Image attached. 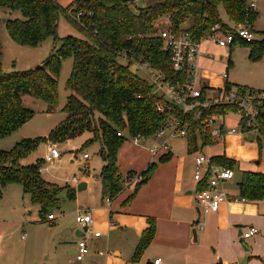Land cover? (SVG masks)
Instances as JSON below:
<instances>
[{"label":"trees","instance_id":"obj_1","mask_svg":"<svg viewBox=\"0 0 264 264\" xmlns=\"http://www.w3.org/2000/svg\"><path fill=\"white\" fill-rule=\"evenodd\" d=\"M136 1L74 0L61 8L58 0H0V10L22 13L21 18L5 19L10 37L18 44L36 46L48 36L56 35L60 11H64L69 22L84 35V38H58L60 45L54 47L45 63L35 68L0 72V137L9 136L35 114L23 104L25 95L43 99L52 106L58 102L61 63L64 58L72 57L73 69L67 83L71 93L63 108L67 115L52 129L48 140L60 144L86 131L91 132L93 136L83 148L100 139L103 145L101 154L106 160L101 171L102 193L104 198L110 199L121 193L124 179L129 177L121 176L117 164V153L126 140L138 134L143 139L154 137L171 118H178L187 124L188 145L191 151H195L199 146L205 147L217 141L210 132L208 116L234 111V107L229 105H213L184 112L165 96L154 93L153 84L131 69L136 62H148L164 73L170 83L186 82L187 74L172 68L170 52L163 49L158 35L157 22L170 16L175 29L187 24V30L196 38L203 39L216 24L225 30L231 28L221 14V7L233 24L251 25L258 14V11L248 8L246 0H144L146 5L135 11L131 5ZM237 40L240 39L236 37L235 42ZM241 41L253 43L255 39ZM121 58L127 63H123ZM206 88H203V93ZM230 88L227 83L226 89ZM159 105L163 110L158 108ZM262 108L258 116L262 125L259 140L264 139V105ZM96 114L100 115L96 117ZM119 131L123 134L118 135ZM38 143V140L26 139L11 151H0V198L9 184L18 183L34 203L42 205V215L52 214V210L61 203L63 188L41 178L38 165L24 166L20 162ZM169 158L170 152L149 164L141 173L142 178L136 183L129 201L146 181L145 178L148 180L152 176L158 163ZM212 160L231 168L236 166V161L224 154L213 155ZM239 190V196L245 200L264 199V172L243 170ZM68 195L74 198L75 190L68 188ZM155 233L156 220L150 218L149 227L142 234L134 253L133 263L140 259Z\"/></svg>","mask_w":264,"mask_h":264},{"label":"crops","instance_id":"obj_2","mask_svg":"<svg viewBox=\"0 0 264 264\" xmlns=\"http://www.w3.org/2000/svg\"><path fill=\"white\" fill-rule=\"evenodd\" d=\"M132 5L137 11V8L144 7L146 2L137 0ZM206 41L204 40L201 45L199 64L202 70L199 69V72L203 83L207 89H210L211 83L203 75L210 73L209 60L215 55L212 52V45L203 47ZM225 73L227 77L223 76L224 73L222 76L227 85L229 73L227 71ZM90 134L82 140V145L93 136L91 132ZM151 138L161 141L156 137ZM246 139L254 141L255 136L246 134ZM185 140L188 141L187 138ZM143 141L146 142L147 139L144 138ZM236 143H238L237 138L232 134L224 140L218 138L214 144L199 146L195 151H191L186 143V148L177 154L170 143L171 158L158 163L152 176L139 186L136 194L129 201L136 183L142 178L141 173L150 163L158 161L167 152L163 150L158 154L152 152V149L159 147L162 141L159 146H148L131 139L126 140L117 153V164L121 176L123 178L129 176L131 180L125 183L117 197L107 201L102 193L101 171L106 164L101 154L102 141L99 139L89 142L88 144L94 146V153L97 155L91 157V154L86 152L89 158L84 159L87 161L85 165L77 167L80 174H75L79 180L75 182L72 181V177L68 178L72 183L68 188L75 190V197L70 198L68 191L64 190L61 194V203L55 207L57 210L55 211V208L52 210L55 214L53 219H48L49 214L42 215V205L39 203H36L39 208V216L36 218L27 215L24 208L16 205L11 207V201L19 193V188L23 190V187L14 183L21 187H14L12 193H9L8 187L5 188L1 198H5L7 194L8 199L1 202L7 200L8 203L5 202L3 207L9 205L11 213L9 215L0 213V264H68L70 262L154 264L157 258H161L160 264H264V199L224 202L218 212L205 214L200 211L196 198L198 184L194 179V172L197 153L205 152L210 146L221 145L218 151L210 155L224 154L231 158L227 155V150ZM72 152L75 156L70 158L71 162L83 159L81 157V153H85L83 148L73 149ZM247 153L248 156L257 155L250 149ZM56 161L63 163L64 159ZM253 161L256 166L245 163L243 170L261 171V167L257 166L261 164V160L256 157ZM236 192L238 191L229 193L238 196ZM25 194L27 193L23 190V196ZM78 210L92 212L93 228L101 232L99 237L83 233L76 222ZM150 218L156 220L155 236L140 259L133 263L134 253L142 234L149 227ZM33 221L36 224L31 226H45L48 229L45 238H39L35 234L33 239L27 240L24 227L28 222ZM198 224L202 228H197ZM249 226H256L260 232L245 239L242 232ZM195 228L198 232L197 240L193 234ZM16 235L19 238L18 242L15 239ZM83 237L88 241L90 252L83 260L75 261L77 243ZM100 251L105 253L100 254Z\"/></svg>","mask_w":264,"mask_h":264},{"label":"rangeland","instance_id":"obj_3","mask_svg":"<svg viewBox=\"0 0 264 264\" xmlns=\"http://www.w3.org/2000/svg\"><path fill=\"white\" fill-rule=\"evenodd\" d=\"M73 1L74 0H58V3L61 8H65ZM131 8L136 10L133 5H131ZM220 11L224 20H226L229 25H233V23L228 20L223 7H221ZM255 11H258V14L251 24L252 26L247 23H242L251 27L255 32V42L247 43L237 40L233 45H228L226 47L219 46L211 40L205 42L203 47H205V45H212V52L215 55L214 58L209 60L210 63L208 69L210 70V73L208 75H203L205 78L209 79L212 86V88L208 89L207 94H216V90L225 87L226 81L222 74L226 71L229 73L228 84L232 88L240 86L254 87L258 89L264 88V49H261L264 47V0H258V8L255 9ZM19 17H23L20 11L0 10V72L23 71L45 63L54 47L60 45V42L58 43V38L60 39L66 36L84 38V35L69 22L64 11H60L58 15L56 35L48 36L36 46L18 44L10 37L5 19ZM221 29L225 30V28ZM221 55H223L222 58H220ZM121 61L127 63L123 58H121ZM72 69L73 58H64L58 73V102L54 106L48 104L43 99L25 95L23 97V104L34 110L35 114L30 120L25 122L18 130L9 136L0 137V151H11L19 142L26 139L38 140V145L31 149L28 154L21 159V164L24 166H45L44 170L40 172L41 178L62 187L63 191L66 190V192L68 191V187L72 184L68 178L73 177L75 174H80V170L77 167L79 165L83 166L87 162L84 159H77L76 161L71 162L70 158L75 156L72 150H79L85 143L84 142L82 145V140L87 138V134L91 135L90 132L86 131L84 133L85 135L80 138L77 137L60 144L55 143L62 152L61 159H64L63 163L56 161L55 164L47 166L44 162V157L49 150L48 136L50 132L62 123L67 115L63 108L67 102L68 95L71 93V90L67 87V83L71 76ZM131 69L139 73L141 76H144L143 72L137 70L134 64L131 66ZM99 115L100 114H96V117ZM220 116L226 118V123L229 127H236L234 135L235 138H237L238 143L233 144L227 150V155L236 161V176L231 181L229 180L226 182L224 187L227 191L232 193L238 191L236 193L239 195V182L242 179L243 165L245 163L250 164V166H256L253 160L257 157L261 160V164L257 166L261 167V172L264 171V139L262 138L259 140L258 134L254 135V141H248L246 139V135L241 131L239 126L240 116L235 112V109L234 111H229L227 114ZM173 129V126L167 127L166 138L171 137ZM185 138L187 137L176 136L169 138L172 149L175 150L176 154L180 150H183V148H186V143L188 145V141L186 142ZM160 142L161 141L154 138H149L146 142L142 140L140 143L148 146H159ZM220 146H210L208 149H205V152L213 154L219 150ZM248 149L257 155L252 154L251 156H248ZM83 151L91 154V157L97 155L94 153V146H91V144L85 145ZM80 155H78V158ZM129 180H131V178L124 179V183L129 182ZM12 184L14 186H11L10 184L7 186L9 193L13 192L14 187H21L18 184ZM20 189L22 188H19V193L15 196L14 200L11 201V207L16 205L17 207L24 208L27 215H31V218L38 217V204L32 202L30 195L25 194V196H23V190ZM8 191L6 193H8ZM4 197L5 198H0V203H3L1 201L8 199L7 194ZM5 202L8 203L7 200ZM5 202L0 204V213L2 215H9L11 213V207L7 205L4 208L3 205L6 204ZM56 210L57 209L55 208V211ZM32 224H36V222H28V225L24 227L27 232V240L33 239L35 234H37L39 238H45L48 235V229L45 226L34 227L31 226ZM15 239L18 242V235L15 236ZM68 264L73 263L70 262Z\"/></svg>","mask_w":264,"mask_h":264},{"label":"built area","instance_id":"obj_4","mask_svg":"<svg viewBox=\"0 0 264 264\" xmlns=\"http://www.w3.org/2000/svg\"><path fill=\"white\" fill-rule=\"evenodd\" d=\"M249 9L258 8V0H246ZM159 27L158 35L163 44V49L170 52V60L172 68L177 72H184L187 74V80L183 84H172L165 79L164 73L153 67L148 62H136L134 65L137 70L143 72L146 77L153 84V92L158 95H163L170 101L179 105L184 112L194 111L197 108H207L213 105H229L234 107L235 112L240 116L239 126L241 131L246 134L262 135V125L258 122V116L264 105V88L258 89L254 87H235L226 89V86L220 90H216V94H207L206 88L203 93L205 84L200 76L199 57L201 54V45L204 40H211L219 46L226 47L235 42V38L240 40L252 41L255 39V32L246 24H233L228 30L221 29L219 24L213 27V31L205 36L203 39L196 38L189 30L187 24L175 29L172 26L170 16H165L157 22ZM213 57V55H210ZM223 57V56H222ZM227 77V73L223 74ZM158 108L163 110V106ZM200 116V113H198ZM208 124L211 129V134L216 138L224 140L228 135L235 134L236 127H229L226 123V118L221 117L220 114H212L208 116ZM168 126H173V133L171 137L188 136L187 124L181 119L171 118L168 125L162 127L154 135L161 139L162 144L159 147L152 149L154 154H158L161 150L169 153L170 142L166 138V129ZM245 127V129H244ZM123 132L119 131L118 135ZM134 142H141L143 137L138 134L131 139ZM62 152L60 148L53 142L49 143V150L44 157V162L47 166L52 165L56 160L61 159ZM83 159H88V153H82ZM45 166H39V171L42 172ZM235 177V168L228 167L221 163H215L212 156L206 152L200 151L195 156V172L194 179L198 184L196 191V198L200 205V211L205 214L210 212H218L221 205L228 201L245 200L239 195H234L226 191L224 184L226 181ZM79 177L74 175L72 181L77 182ZM203 184V185H201ZM107 201L111 199L106 198ZM55 214H49L48 219H53ZM93 214L90 210H78L76 222L83 230L84 234L94 237L101 235L100 231L93 228ZM202 228L200 224L196 226ZM260 230L256 226H249L242 235L245 239L257 235ZM25 238V235L23 236ZM90 252L88 241L85 237L80 238L77 243V250L74 254V260H83ZM104 254V251H100ZM161 258H157L154 264H160Z\"/></svg>","mask_w":264,"mask_h":264},{"label":"water","instance_id":"obj_5","mask_svg":"<svg viewBox=\"0 0 264 264\" xmlns=\"http://www.w3.org/2000/svg\"><path fill=\"white\" fill-rule=\"evenodd\" d=\"M145 180H147V177L145 178ZM78 189H80V186L78 187ZM197 229L195 228L194 230H193V234H194V237H195V239L197 240Z\"/></svg>","mask_w":264,"mask_h":264}]
</instances>
